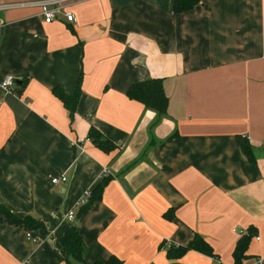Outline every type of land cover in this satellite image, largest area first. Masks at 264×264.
I'll list each match as a JSON object with an SVG mask.
<instances>
[{
	"label": "crops",
	"instance_id": "1",
	"mask_svg": "<svg viewBox=\"0 0 264 264\" xmlns=\"http://www.w3.org/2000/svg\"><path fill=\"white\" fill-rule=\"evenodd\" d=\"M39 1L0 0V202L32 218L0 214V264H66L72 222L84 243L75 264H234L249 228L242 264H264V0H200L182 13L173 0H71L76 21L50 23ZM151 77L164 78L169 107L149 146L156 114L127 92ZM79 82L71 119L53 90ZM91 126L116 149L88 139ZM195 234L215 256L169 255Z\"/></svg>",
	"mask_w": 264,
	"mask_h": 264
},
{
	"label": "trees",
	"instance_id": "2",
	"mask_svg": "<svg viewBox=\"0 0 264 264\" xmlns=\"http://www.w3.org/2000/svg\"><path fill=\"white\" fill-rule=\"evenodd\" d=\"M199 1L200 0H173V11L175 13L186 12L192 9ZM53 91L57 97L62 100L70 114V118L73 119L82 95L80 82L74 93L69 94L62 87H56ZM127 95L129 98L141 102L147 109L153 110L156 114V118L150 126L152 138L149 144L150 146L153 143L152 130L160 123L161 119L168 115L169 97L165 91L164 78L151 77L134 82L130 85ZM88 135V138L103 151L112 152L116 149L115 143L107 138L98 128L91 126ZM238 138L242 152L250 162H254V155L248 140L241 136ZM107 181L108 177H105L93 189L88 201L79 209L77 218H80L84 214V212L88 209V206L93 201L101 198ZM0 214L5 215L7 222L13 225H22L23 223L32 220L31 216H26L25 218L17 216L1 202ZM252 235L253 232L249 228L237 239L233 250L234 264H242V261L246 258L247 254H245V252L248 248V244ZM186 248L198 251L207 256H215L211 246L197 234L193 236V239L189 242L187 247H181L176 250L169 248L168 252L169 255L170 252L171 255H180L183 253V251H185ZM60 249L64 253V260L66 264H75L76 262L84 263V243L76 222L70 223L65 233L61 236ZM92 264H122V260L116 256H112L107 261H96Z\"/></svg>",
	"mask_w": 264,
	"mask_h": 264
},
{
	"label": "built area",
	"instance_id": "3",
	"mask_svg": "<svg viewBox=\"0 0 264 264\" xmlns=\"http://www.w3.org/2000/svg\"><path fill=\"white\" fill-rule=\"evenodd\" d=\"M71 0H40L38 2L41 11L40 14L43 18V20L47 23L53 22L60 18V16H64V18L69 22H75L76 17L73 11L69 10L67 8V2ZM15 84V79L12 76H7L2 83L1 87L5 91H9L12 89L13 85ZM89 139V138H88ZM60 180L65 181L67 180V177L65 175H62L60 177H55L53 179V182L57 183ZM90 196V192H86L83 198L81 199V204L85 203L87 201V198ZM68 218L70 220H73L75 218V212L71 210L68 213ZM31 235L28 234V238H30ZM34 241H37V238L33 239ZM218 264V262L216 263Z\"/></svg>",
	"mask_w": 264,
	"mask_h": 264
}]
</instances>
